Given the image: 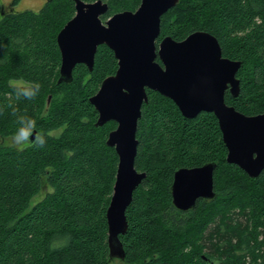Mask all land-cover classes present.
<instances>
[{"label": "trees", "instance_id": "trees-1", "mask_svg": "<svg viewBox=\"0 0 264 264\" xmlns=\"http://www.w3.org/2000/svg\"><path fill=\"white\" fill-rule=\"evenodd\" d=\"M103 1V18L140 3ZM1 10L0 3V136L15 139L28 121L36 133L33 141L29 134L22 139L27 144L0 146V264H111L105 213L118 158L106 139L116 123L96 126L89 97L115 72L114 54L99 45L90 71L78 63L70 82L57 83L56 35L74 15V2ZM160 29L156 43L195 30L214 35L223 56L241 61L240 89L236 96L226 93L227 103L246 115L264 111V0H178L161 16ZM29 90L36 94L26 96ZM147 94L134 159L145 176L126 208L122 262L207 264L205 256L214 264H264V171L250 177L226 162L213 113L186 117L170 98ZM208 162L216 164L214 197L199 198L185 211L174 207V171Z\"/></svg>", "mask_w": 264, "mask_h": 264}, {"label": "water", "instance_id": "water-1", "mask_svg": "<svg viewBox=\"0 0 264 264\" xmlns=\"http://www.w3.org/2000/svg\"><path fill=\"white\" fill-rule=\"evenodd\" d=\"M72 1L75 13L56 35L60 51L57 83L70 82L78 63L91 70L100 44L107 45L117 59L115 74L101 81L89 101L97 111L96 126L116 123L106 139L118 160L105 216L109 261L122 262L125 252L119 235L127 230L126 208L145 176L136 169L134 159L137 123L142 104L148 100L147 89L170 98L186 117L202 111L213 113L227 150L226 162L236 164L250 177L264 171V111L246 115L225 102L227 83L233 96L239 92L235 75L241 61L224 57L211 33L195 30L182 40L165 35L156 44L161 16L178 0H140L135 10L115 12L104 22L100 17L107 12V2ZM35 133L33 130L28 135L29 141L34 140ZM215 166L208 162L177 168L171 184L174 207L185 211L199 198H213ZM203 258L207 264L215 263V259Z\"/></svg>", "mask_w": 264, "mask_h": 264}, {"label": "rangeland", "instance_id": "rangeland-1", "mask_svg": "<svg viewBox=\"0 0 264 264\" xmlns=\"http://www.w3.org/2000/svg\"><path fill=\"white\" fill-rule=\"evenodd\" d=\"M45 0H0L2 11H23V10H38ZM12 83L22 85L25 84L22 80H12ZM60 129L52 131L53 135L58 136ZM26 141L17 142L11 137L0 136V146L15 145L20 146L26 144ZM46 189L38 196L39 198L44 194ZM111 264H124L119 259H114Z\"/></svg>", "mask_w": 264, "mask_h": 264}, {"label": "clouds", "instance_id": "clouds-1", "mask_svg": "<svg viewBox=\"0 0 264 264\" xmlns=\"http://www.w3.org/2000/svg\"><path fill=\"white\" fill-rule=\"evenodd\" d=\"M38 87V86H37ZM28 97H32L36 94L35 90H29L24 93ZM32 127H34V123L32 121H28V127L27 128H22L16 135L15 139L16 140H22L26 139L27 135L30 134ZM21 131H23L24 135L23 137L21 136ZM37 139L40 141L41 144L44 143V140L42 137H37Z\"/></svg>", "mask_w": 264, "mask_h": 264}, {"label": "flooded vegetation", "instance_id": "flooded-vegetation-1", "mask_svg": "<svg viewBox=\"0 0 264 264\" xmlns=\"http://www.w3.org/2000/svg\"><path fill=\"white\" fill-rule=\"evenodd\" d=\"M4 11H2L1 10V13H3ZM104 15V14H103ZM103 15H101V20H102V22H104L105 20H107L110 16H108V17H106V18H103L102 16ZM160 41V40H159ZM158 41V42H159ZM158 42L156 43V44H158ZM100 45H105V44H100ZM99 46V45H98ZM98 46H97V48H98ZM107 46V45H106ZM108 47V46H107ZM109 48V47H108ZM110 49V48H109ZM97 50V49H96ZM113 52V51H112ZM114 54V53H113ZM115 57V56H114ZM225 57V56H224ZM116 59V58H115ZM156 60L158 61L159 59H158V57L156 58ZM116 61H117V59H116ZM88 68V67H87ZM89 70V69H88ZM116 70H117V68H116ZM116 70H115V72H116ZM90 71V70H89ZM115 72L113 73V74H115ZM238 72V71H237ZM237 72H236V78L239 80V89H240V79H239V77H238V75H237ZM113 74H111V75H113ZM232 91H231V85L229 84V83H227V86H226V88L224 89V100H225V102L227 103V101H226V99H225V95H226V93H228V94H230V95H232V93H231ZM233 96V95H232ZM228 104V103H227ZM230 105V104H229ZM13 140H15V141H17V142H20V141H26V142H28L27 140H16V139H13ZM27 144V143H26ZM188 210V209H187ZM212 262V261H211Z\"/></svg>", "mask_w": 264, "mask_h": 264}]
</instances>
